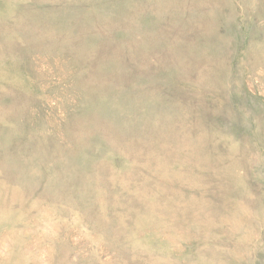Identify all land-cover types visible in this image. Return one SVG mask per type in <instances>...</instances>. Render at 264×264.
Segmentation results:
<instances>
[{"label": "rangeland", "instance_id": "374dc122", "mask_svg": "<svg viewBox=\"0 0 264 264\" xmlns=\"http://www.w3.org/2000/svg\"><path fill=\"white\" fill-rule=\"evenodd\" d=\"M0 264H264V0H0Z\"/></svg>", "mask_w": 264, "mask_h": 264}]
</instances>
